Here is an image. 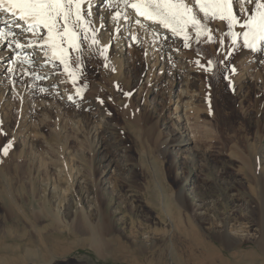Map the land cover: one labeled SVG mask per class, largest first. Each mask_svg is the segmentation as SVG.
<instances>
[{"label":"rangeland","instance_id":"obj_1","mask_svg":"<svg viewBox=\"0 0 264 264\" xmlns=\"http://www.w3.org/2000/svg\"><path fill=\"white\" fill-rule=\"evenodd\" d=\"M249 1L233 0L238 19ZM186 2L204 30L190 25L187 40L161 32L154 69L125 49L116 75L108 39L119 33L102 25L115 17L111 0L94 12L82 5L90 25L77 29L68 70L53 63L56 84L31 73L33 53L11 55L0 89V247L14 246L7 260L30 249L48 264H264V41L249 48L244 23L230 27ZM187 84L200 93L184 112L177 101ZM92 236L107 240L102 256Z\"/></svg>","mask_w":264,"mask_h":264},{"label":"snow or ice","instance_id":"obj_2","mask_svg":"<svg viewBox=\"0 0 264 264\" xmlns=\"http://www.w3.org/2000/svg\"><path fill=\"white\" fill-rule=\"evenodd\" d=\"M85 0H0V12L10 13L27 25V31L33 32L40 28L47 30V36L43 38L52 55L60 59L68 70L69 48L75 47L79 51L77 43L80 33L77 29L83 27L86 31L90 21L85 19L82 5ZM126 8H131L140 16L150 21L162 24L177 35H183L188 39L187 29L191 25L195 27L197 34L204 30V25L197 18V14L186 0H122ZM247 2V0H246ZM199 10L204 16L211 15L221 20H228L230 27L239 22L233 11V0H195ZM123 14L124 19H129L127 13L116 11L115 18ZM140 24L139 19L136 20ZM19 26V24H17ZM247 31L243 32L245 44L255 49L258 42L264 41V3L257 0L255 15L244 21ZM12 32L0 31V38L7 39ZM93 31L92 43H98ZM239 33L233 32L235 39ZM65 40L67 47H65ZM18 47H23L17 41ZM8 147L4 148L7 155Z\"/></svg>","mask_w":264,"mask_h":264},{"label":"bare ground","instance_id":"obj_3","mask_svg":"<svg viewBox=\"0 0 264 264\" xmlns=\"http://www.w3.org/2000/svg\"><path fill=\"white\" fill-rule=\"evenodd\" d=\"M111 2H112V5H113L112 6L113 7L112 9H113V12L114 13H116V11H119L120 10L122 13H127V15L129 16V19H124V17L117 19V18H115L113 16V13H112V14H109L108 17H107V18H109V22L106 21V22H103L104 24L102 23V25H105L108 28L111 27L112 29L116 30L119 33V34H116L115 35L113 33V30L111 29L112 30V33H110V38L109 39L106 38V39H108V42L109 43L111 41V42H113L116 45V48L115 49L118 51V54L116 53L117 55H114L112 57V60L110 61L111 62V65L113 66V69L115 67L116 71L119 72V73H116V75L117 74H120L121 76L123 75L122 67L124 65L123 64V59H124V56L123 55H125V53H126L125 52V49L126 50L129 49V53L132 54V55H137L140 60L146 59L148 62L151 60L153 62L152 69H154V66L156 67V66L159 65V60L156 58L157 55H159V56L164 55V51L161 52L157 48V46H158V44L160 42V37H161L160 36V33L163 32V31H165L166 28H164L162 24H159V23H157L155 21H150V20H148V19H146L144 17H140L135 12V10H133L131 8H126L125 5L123 4L122 0H111ZM187 3L189 4V6H192L193 7V5H192L193 3H191V2H187ZM249 3L251 4V6L248 4L249 6L247 8L244 5L245 8H246V9H244L245 10V15L244 16L243 15L241 16V14H239V17H241L239 19L240 23H244L245 20H247L250 16L253 15L252 13L256 9V0H251V1H249ZM95 4H97V5L98 4H103V0H85V2H84L83 5H86V10L87 9L89 10L90 8H92V10H93V8L95 7L94 6ZM116 4L119 5V7L118 6L115 7ZM249 7H250V10H248ZM96 8L97 7H95V9ZM240 8H241V6H240ZM240 8H239V10H241ZM92 10H90V11H92ZM93 12H94V10H93ZM137 19H139L141 21L140 24H137L136 23V20ZM17 24H19V26H17ZM0 26H2V28L5 31H7V32H12L15 35L17 34V36H16L17 41L18 42L20 41L19 44L20 45H23V47H18L17 46V44H16L17 41H15V35H9L7 37V39L0 38V45L2 43L3 44L4 43H7L8 42V38L12 39L9 42L12 43V44H14L13 48H11V50H10V53L7 54L6 57L0 56V89L2 88L1 85H3L5 83V78L8 75L9 68L10 69L12 68L11 55L13 53L21 54V52L24 53V52H27V51L33 53L34 54V57L36 59V67H37V69L36 70L33 69V72H31V73L38 72V74H36V75L34 74L37 78H39V76L41 78H46V79L47 78H50L49 79V80H51L50 82H54L55 83V81H57V77L56 78H54V77L57 76V75H60L58 71L56 72V71L53 70V67H54L53 63L56 62L55 60L57 58H55L52 55L49 46L46 45V44H44L43 38L37 37L36 36V33L34 31L33 32L27 31V25L25 24V22L18 21V18L15 17V16H13L10 13L0 12ZM121 29H124V31H125L124 33L126 35L125 36L126 42L124 44L127 45L126 48L124 47L125 45L123 44V40L124 39H122L120 37V34H121V31L120 30ZM240 31H242V30H240ZM172 33L173 32H171V34ZM132 35H137V36H139V37L142 38V40H143V43H142V47L143 48L142 49H141V47L139 45L132 46V43H133V40H134L133 37H132ZM20 39H23V40H20ZM162 42H163V40H162ZM163 44H164L163 46L165 47L166 46V43L163 42ZM106 45H105V50H104V53L105 54L104 53L103 54L105 55L104 57H106L105 59L108 60L109 57H110V53L113 52V51H112L111 48H108ZM160 47H162V46H160ZM166 47H168V46H166ZM29 48H31L32 50H27ZM171 50H172L173 53L179 54V55H177L176 58H181V60H183V61H184V59L188 58L187 55H188L189 52L186 53L185 51H182L181 48H179V47L178 48H175L174 47ZM172 52H170V53L172 54ZM165 55H169V54H165ZM244 56H246V55H244ZM169 58H171V57H169ZM199 61H201V60H199ZM183 67H184V65L181 64L179 69H182ZM184 68H186L187 70L189 69V71H193V69L192 68H189L188 65L186 67H184ZM178 73H180V72H175L174 73L176 75V76L173 77V80H172V82L174 84L175 83H178L177 82L178 81L177 78L179 76ZM49 80H47V81H49ZM66 80H67V76H66L65 81ZM50 82H49V84L51 85V87H53L54 85L52 83H50ZM189 83L192 84L193 82H189ZM68 85L70 87L71 85H74V83L73 84H69L68 83ZM68 89H72L73 90V87L72 88H68ZM33 90H34V88H33ZM5 93H6V90H5ZM199 93L200 92H198L196 89H194V87H191L188 84L185 85L184 87H181V90L179 92V100L177 102H179L181 104V107L184 108V112L187 111V110L193 109L195 107L194 106L195 105L194 102H195V99L199 96ZM172 101H173V99H172ZM179 103H177V106L175 108V113H178L179 112V110H178L180 108V105H178ZM185 115H184V117L186 119V123L188 124V123H190V121L188 120L187 115L186 116ZM181 118H182V116H178L177 117L178 121L181 122ZM190 132H192V131H190ZM25 133H26V131H25ZM35 134H36V132H35ZM193 134H194V132H193ZM193 136H195V135H193ZM191 138H193V137H191ZM8 152H9V150H8ZM92 242H93V244L95 246L96 251L99 253V256H102L101 253L103 251V248H105V250H106V248L109 247L108 246V243H107V240L104 238V236H92ZM58 245L59 244H57L56 246L58 247ZM1 249H3L4 252L6 251V253H8L9 255L7 257H4V256L2 258L0 257V264H22V263H24L27 260H32L35 263H39V264H48V262H46L45 260H42V258H45V257H43L44 254L43 255L41 254L42 256H40V254H38L39 251L33 252L34 250H30V249H26L25 248L26 251H25V254H24L23 257L16 258L13 261H9V260H7V258L14 255V253H11V252L14 251V246H6V247H3L2 246ZM38 255H39V258H38ZM37 260H39V261H37ZM29 264H32V263H29Z\"/></svg>","mask_w":264,"mask_h":264}]
</instances>
